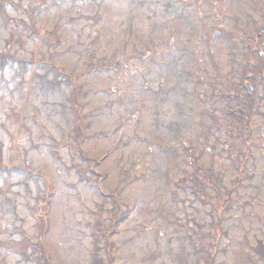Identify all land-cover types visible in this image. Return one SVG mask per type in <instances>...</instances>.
Masks as SVG:
<instances>
[{"label": "rangeland", "instance_id": "1", "mask_svg": "<svg viewBox=\"0 0 264 264\" xmlns=\"http://www.w3.org/2000/svg\"><path fill=\"white\" fill-rule=\"evenodd\" d=\"M183 1L190 10L179 17L169 49L172 24L165 25L169 15L162 8L167 0H50L38 13V26L51 31L59 25L53 54L58 77L50 81L55 72L40 68L22 78L15 68L10 78L6 69L0 160L12 169L0 173V237L20 240V234L11 232L21 227L35 239V211L44 201L43 243L53 264H92L95 256L104 264L108 250L112 264H204L206 259L190 244L200 229L217 248L211 264H264V255L254 249L264 241V34L255 39L264 22V0H210L215 6L209 11L211 5ZM13 2L5 5L6 13L28 21L37 1ZM6 31L0 18L1 47L9 38ZM28 34L32 32H26L22 48H14L49 66L46 39ZM123 50L128 57L137 55L127 61L128 67L119 59ZM115 56L118 63L104 67ZM89 57L95 65L85 70ZM168 62L192 74L199 69L204 78L198 75L185 83ZM247 74L253 87L246 95L252 115L245 128L227 132L231 123L224 110L229 104L223 99L228 84ZM38 79L59 83L60 92L39 94L38 87L32 89ZM69 79L77 83L69 84ZM76 89L81 92L84 130L79 120L70 114L65 120L54 106L58 100L73 101ZM239 89L245 90L242 85ZM232 104L236 111V100ZM195 106L203 112L196 113ZM81 134L86 136L82 150L102 159L96 171L107 174L105 191L116 185L125 204L117 205L124 212L110 236L111 249L95 224L98 216L108 230L111 221L112 228V205L96 195L90 181L83 183L81 169L88 165L77 153ZM209 168L212 181L224 188L237 182L235 199L223 200L226 209L212 186L206 188L213 196L210 203L186 188L185 175ZM16 202L18 220L12 215ZM2 258L7 264H26L4 247Z\"/></svg>", "mask_w": 264, "mask_h": 264}, {"label": "trees", "instance_id": "2", "mask_svg": "<svg viewBox=\"0 0 264 264\" xmlns=\"http://www.w3.org/2000/svg\"><path fill=\"white\" fill-rule=\"evenodd\" d=\"M38 1L40 4H42L44 6L50 2V0H38ZM31 25L34 27L35 23L33 21H31ZM34 31H36L37 33H43L44 35L48 36L47 32H43V31L38 30V29H36V30L34 29ZM50 38L52 41V44L50 46H56L55 40L52 37H50ZM49 63L51 66L53 65L51 62H49ZM46 89H49V87H46ZM242 97H243V95L242 94L240 95L238 90H237L236 94H235V98H234V100H236V102H237V110L234 111V113H236L235 130H238V127L245 128L247 126V124H248L247 122L249 121L247 116L249 115V113H251V109H250L249 105L246 106L244 104V102H246V99L242 98ZM240 106H242L245 109V111ZM71 109H73V108H71ZM241 112H244V114H241ZM225 117L228 118V108L225 111ZM242 133H243L242 131H240V130L238 131V135H240ZM11 167L12 166L8 167V166L4 165L2 163V161L0 160V173H3L5 171L12 169ZM82 172L84 173L82 180H84V179H86L85 169L82 170ZM239 177L242 178L241 175ZM235 185H237V182L234 184V187H232V188H229V189L224 188L222 191L220 188L216 189L217 195L220 198V199H218V202L220 201V206H221V204H223V206H224L223 208H225V209H226V205L224 204L223 200L221 199L222 194L224 193L225 197L227 199H231L233 192L236 191ZM0 195H3V194H0ZM38 206L43 211L44 210V201H42V203L39 204ZM46 208H47V206H46ZM214 209H215V207H214ZM12 215L14 216V218L16 220L19 219V217L17 216V202L12 205ZM114 218H115L114 223L116 225L119 222V218L117 215H114ZM99 229L102 232L105 231V228H102L101 225H100ZM0 232H1V230H0ZM17 232L20 234L21 239L16 240L14 238H11V239L5 240V244H4L5 247L8 249H11L16 254H19L21 256V259L24 261H27L29 264H47L48 263L47 251L44 250L43 245L40 241V237L42 235L41 228L37 229V233H36V237L39 240L38 242L33 241L31 236L25 230H18L15 227L13 228V231L11 232V234H14ZM196 234L198 236L196 238L191 237L190 244L192 245V247L194 248V250L197 254H199L201 257L203 256L206 259L204 264H211V262L213 261V258H214V254L217 251V248H216V246H213L212 241H209L206 238L207 234L204 233L202 230H199V231L197 230ZM112 246L113 245H111L110 248H112ZM254 249L256 250V252L260 256L264 255V241L259 240L258 245ZM109 256H111V255H109ZM253 259H254V257H251V261H253ZM102 260H103L102 258L95 257L93 259L92 263L93 264H102Z\"/></svg>", "mask_w": 264, "mask_h": 264}]
</instances>
